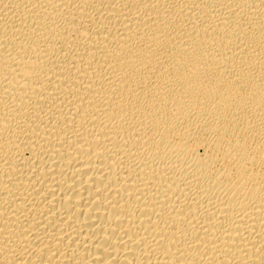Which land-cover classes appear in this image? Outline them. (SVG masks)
I'll list each match as a JSON object with an SVG mask.
<instances>
[{
	"label": "bare ground",
	"instance_id": "bare-ground-1",
	"mask_svg": "<svg viewBox=\"0 0 264 264\" xmlns=\"http://www.w3.org/2000/svg\"><path fill=\"white\" fill-rule=\"evenodd\" d=\"M0 264H264V0H0Z\"/></svg>",
	"mask_w": 264,
	"mask_h": 264
}]
</instances>
